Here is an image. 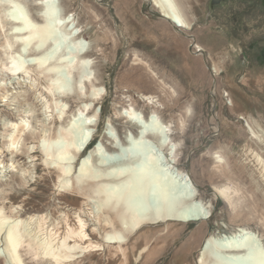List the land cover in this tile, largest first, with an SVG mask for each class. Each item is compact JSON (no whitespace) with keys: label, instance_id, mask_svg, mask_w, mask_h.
<instances>
[{"label":"rangeland","instance_id":"obj_1","mask_svg":"<svg viewBox=\"0 0 264 264\" xmlns=\"http://www.w3.org/2000/svg\"><path fill=\"white\" fill-rule=\"evenodd\" d=\"M25 1L32 17L41 22L39 1ZM58 2L62 13L71 17L70 27L88 44L91 75L80 85L75 72L73 90L60 95L50 91L48 73L12 74L5 68L12 36L9 25L4 29L0 23V207L26 218L40 207L58 214L78 206L79 198L70 187L59 188L65 178L61 169L51 159L45 161L44 137L56 140L65 135L73 115L88 104L85 116L95 144L108 125L116 130L120 103L132 107V98L145 95L153 98L151 109L142 104L133 108L145 117L155 114L167 126L174 150L153 140L154 150L176 176L188 178L210 216L205 236L248 228L264 243V163L257 158H264L259 142L264 136L260 0H226L214 6L212 0H188V19L194 24L190 30L150 14L144 0ZM5 6L0 0V11ZM13 47L19 51L18 45ZM228 92L238 99L235 112L227 105ZM25 120L30 125L23 124ZM12 137L19 145H12ZM105 151L107 167L132 159L130 151ZM78 162L79 157L70 177ZM202 225L170 222L140 232H146L147 252L136 264H197L200 238L192 244L188 240ZM175 232L178 236L173 238ZM24 260L50 264L27 252ZM91 261L82 264H117L97 256ZM0 264H6L1 243Z\"/></svg>","mask_w":264,"mask_h":264},{"label":"bare ground","instance_id":"obj_2","mask_svg":"<svg viewBox=\"0 0 264 264\" xmlns=\"http://www.w3.org/2000/svg\"><path fill=\"white\" fill-rule=\"evenodd\" d=\"M4 1L6 6L0 11V23L4 29L9 25L12 36L8 41L10 62L5 68L16 75L32 76L35 70L48 73L52 82L50 91L60 95L73 90L75 72L79 75L78 84H85L91 75L88 44L70 27L71 17L62 13L58 0H55L59 12L56 20L49 16V0H38L41 22L32 17L25 0ZM144 1L150 14L159 15L180 30L192 29L194 24L188 19V0ZM56 34L66 42L54 52ZM14 45H18V52L13 51ZM197 47L202 53L203 49ZM29 54L33 55L31 60L25 58ZM140 97L141 100L131 99L132 107L120 103L121 110L115 117L116 130L108 125L101 140L95 144L89 117L85 116L88 104L73 115L63 130L65 135L56 140L44 137L41 146L45 161L51 159L65 175L59 188L70 187L78 196L79 204L58 214L40 207L26 218L8 214L0 207V243L6 264H26L25 252L42 261L49 260L50 264L91 263L94 256L107 263L136 264L147 252L146 236L143 235L146 232L141 233L154 225L170 222L204 224L188 240L192 244L200 238L197 264H264V243L248 228L205 236L204 229L210 216L188 178L176 176L169 164H162L153 140L169 151H173L174 146L169 143L167 126L159 117L152 113L145 117L133 108L142 104L151 109L153 98ZM226 97L227 105L235 112L239 107L238 99L230 92ZM22 122L30 125L27 120ZM12 140V145H19V141L14 142L13 137ZM259 140L264 145V136ZM137 148L142 150L141 155H134ZM105 149L113 153L121 149L134 153L130 162L107 167L103 160ZM78 157L77 172L70 177ZM257 158L264 163L261 155ZM163 169L166 175H162ZM180 189H184L187 197L177 201L174 197ZM151 199L157 202L155 208ZM172 235L174 238L178 232Z\"/></svg>","mask_w":264,"mask_h":264},{"label":"water","instance_id":"obj_3","mask_svg":"<svg viewBox=\"0 0 264 264\" xmlns=\"http://www.w3.org/2000/svg\"><path fill=\"white\" fill-rule=\"evenodd\" d=\"M226 0H212V5H219L222 2H225ZM241 1H246V2H250V1H255V0H241ZM261 5L264 7V0H260ZM41 4V3H40ZM46 5V3L44 4ZM48 13L49 16L53 19L56 20L58 18V10L56 9V2L55 0H49L48 1ZM55 40L57 41V44L55 45V47L53 48V51L55 52L61 45H63L66 42V39L63 38L61 35L56 34L55 36ZM86 144V143H84ZM85 146V145H84ZM135 152V153H134ZM134 152V155H141L142 154V150L140 148H137ZM166 170L163 169L162 170V175H166ZM184 189H180V191L176 192V195L174 197L175 200L179 201L181 200L183 197H187V194L183 191ZM152 203L154 205H157V202L153 199H151Z\"/></svg>","mask_w":264,"mask_h":264}]
</instances>
